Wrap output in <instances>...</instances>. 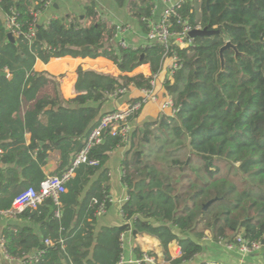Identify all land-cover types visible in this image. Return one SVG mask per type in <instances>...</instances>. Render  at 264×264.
<instances>
[{"label":"trees","instance_id":"1","mask_svg":"<svg viewBox=\"0 0 264 264\" xmlns=\"http://www.w3.org/2000/svg\"><path fill=\"white\" fill-rule=\"evenodd\" d=\"M142 2L147 8L141 20L150 18L155 0ZM29 4L30 0H0L5 18L14 14L22 31L34 27L43 37L39 40L36 34L30 42L21 35L17 43L10 42L5 19H0V210L11 209L22 189L40 188L52 152L59 155L54 174L67 172L78 147L104 114L107 94L150 86L152 76L174 54L180 67L172 78H165L164 87L179 110L146 123L139 134L131 133L122 163L129 194L122 206V225L96 228L99 204L111 205L105 165L111 152L125 145L107 133L89 154L98 165L75 168L59 205L47 198L37 208L15 213L39 224V232L31 226L4 228L1 236L8 255L25 261L35 250L42 254L30 264H118L122 234L131 232L159 240L160 255L148 250L157 264H189L202 253L208 234L215 242L238 236L263 241L264 0H187L178 8L179 17L193 28L219 32L193 37L184 47L172 43L168 49L161 43L138 48L107 45V24L96 20L91 7L89 16L95 20L89 26L60 18L40 25L34 23L31 10L44 8V2ZM171 23L173 31L182 30L177 17ZM142 24L147 34L149 27ZM228 42L235 48L223 51V68L221 49ZM67 55L107 57L120 74L85 70L75 83L79 96L70 104H64L57 92L54 98L40 99L34 111L23 113L22 96L36 95L52 80L34 70L36 60L47 63ZM144 64L150 66L151 76L133 73ZM211 200L215 201L205 209ZM46 240L52 244L46 245ZM174 246L179 255L172 253Z\"/></svg>","mask_w":264,"mask_h":264},{"label":"crops","instance_id":"2","mask_svg":"<svg viewBox=\"0 0 264 264\" xmlns=\"http://www.w3.org/2000/svg\"><path fill=\"white\" fill-rule=\"evenodd\" d=\"M38 0H30V7L36 6ZM95 9L97 14L102 17L103 21L108 24L122 23L129 26V31L124 35V39L132 48H138L146 43V33L143 31V24L140 15L145 12L147 5L142 0H54L52 5L40 9L38 23L40 25L47 24L51 19H63L68 24H77L80 26H89L95 19L89 16L88 8ZM166 5L161 0H155L150 19L158 20ZM96 14V15H97ZM0 19H5V15L0 9ZM97 20V16H96ZM106 26L107 33H113L110 26ZM113 45L116 42L111 43ZM92 69L100 72L108 73L114 76L120 74V70L113 60L99 56L93 57H73L70 55L52 58L45 63L41 59H37L34 64V70L43 72L52 80L48 81L36 95L24 94L21 98L23 113L34 111L36 103L40 99L54 98L57 92L64 104H70V101L78 97L75 92V83L83 71ZM133 73H142L146 76L151 75L150 66L147 64L137 67ZM165 74L162 72L158 76L157 88L159 96L157 100L146 103L144 108L133 117L132 132L137 131L138 134L144 130V125L148 122H154L162 116L161 104L165 99L163 92V79ZM57 88V89H56ZM58 90V91H57ZM140 95L138 89L134 88L123 96L120 100H108L102 107L101 113L115 110L122 103L131 100ZM131 132V133H132ZM131 138V136H130ZM27 144L30 143V135H26ZM138 141V139H137ZM138 144V143H137ZM130 148V140L124 146H120L113 150L110 159L105 165L108 169V184L112 203L107 212L98 216L96 228L100 230L102 227L120 226L124 223L121 209L126 199L129 197L128 190L123 183V160L126 152ZM58 153L52 152V158L49 159L44 171L47 176L53 175L58 165ZM31 226L39 232V224H33L28 219H22L16 215H9L0 210V233L3 229L10 226ZM204 249L200 255H197L192 264H200L201 262H217L219 264H264V251L242 257L235 251H231L220 242L208 240L203 242ZM123 246V254L126 259L139 257L143 251H154L158 255L161 254L159 240L143 234L132 235L131 232L125 234ZM36 254L35 250L30 255ZM0 264H20L16 259L6 254L0 242Z\"/></svg>","mask_w":264,"mask_h":264},{"label":"built area","instance_id":"3","mask_svg":"<svg viewBox=\"0 0 264 264\" xmlns=\"http://www.w3.org/2000/svg\"><path fill=\"white\" fill-rule=\"evenodd\" d=\"M44 6L48 7L52 5L54 0H42ZM165 5V9L161 17L153 21L150 18L143 17L142 21H145L149 27V31L146 34V43L144 45H152L154 43H161L167 49L172 43L177 44L181 47L188 46L192 43L191 31L194 29H201L200 26L193 28L188 21L181 19L178 15V8H180L187 0H161ZM193 1V0H189ZM32 14L34 17V23L38 22L40 10L32 9ZM177 17L178 24L182 26V30L179 32L172 30L171 18ZM102 19L100 14H97V19ZM103 20V19H102ZM7 29L14 34L16 37L21 35L25 36L30 42H32L36 37V30L34 27H30L28 31H22L20 24L16 19V15H10L5 18ZM108 24V23H106ZM113 29L111 35H106L104 41L107 45H113L111 43L116 42L115 47L128 48L130 45L123 38L124 35L129 31V26L122 23H111L108 24ZM110 50L113 49L109 48ZM180 67L177 59V55L166 59L163 68L156 74L152 76L150 86L138 88L140 93L138 100H129L121 104L115 110L104 113L98 123L92 128L87 137L86 142L83 143L82 148L78 151V154L73 162L72 167L65 172L63 175L53 174L47 176L46 179L41 183L39 189L34 186H29L22 189L15 197L13 201V207L9 210L3 211L9 215H15L16 212H21L26 208H37L40 204L44 202L47 198H52L54 202L59 205L60 194L66 192L67 182L74 176L75 168L82 163H89L90 165H98V161L95 159H90L89 154L93 147L101 144L105 135L108 133L114 137H120L124 143L130 140L132 132V119L136 116L144 104L157 100L159 96V91L157 88L158 76L160 73L165 74V78H172L175 71ZM151 76V75H150ZM162 83L163 92H165L164 80ZM131 89L126 87L115 90L114 92L108 93L107 96L109 100H120L123 96L128 94ZM162 115L169 114L175 115L179 107L175 105L173 98L167 93L165 99L161 104ZM2 149H0V155ZM128 199V198H127ZM126 199V200H127ZM109 201L112 203V197L109 196ZM108 208L104 202L99 204L97 210V215L101 216L107 212ZM121 213L123 211L121 209ZM59 215V213H57ZM125 234H122V241L124 242ZM205 241L211 240L210 237H205ZM0 242L2 247L5 248V240L2 238L0 233ZM220 243L224 244L225 247L231 251H235L240 256L247 257L251 254L264 251V240L263 241H247L242 236L236 237L234 241L221 240ZM46 245L52 244V241L46 240ZM177 255L180 254V249L176 252ZM42 252H38L33 255L28 256V260H19L20 264H30L39 261V257ZM192 262V261H191ZM189 264H192V263ZM157 259L154 255L148 253V251H143L141 257H136L132 259H126L124 254H122L121 259L118 264H157ZM207 264H219L217 262L207 261Z\"/></svg>","mask_w":264,"mask_h":264},{"label":"water","instance_id":"4","mask_svg":"<svg viewBox=\"0 0 264 264\" xmlns=\"http://www.w3.org/2000/svg\"><path fill=\"white\" fill-rule=\"evenodd\" d=\"M219 30H214V29H210L209 27H204V28H201V29H194L191 31L190 35L192 37H196V36H204V35H212V34H215V33H218ZM8 37H9V41L10 42H13V43H17V39H16V36L14 34H12L11 32L8 34ZM37 39L39 40H43V37L41 36L40 33L37 34ZM104 46L103 43H101L99 45L100 48H102ZM229 47H233L235 48V46L232 45V43L228 42L222 49H221V60H222V67L224 68V57H223V51L226 49V48H229ZM85 49H89V46H86ZM83 144H80V146L78 147V151L82 148ZM215 200H211L209 201L206 205H205V209L211 205Z\"/></svg>","mask_w":264,"mask_h":264},{"label":"rangeland","instance_id":"5","mask_svg":"<svg viewBox=\"0 0 264 264\" xmlns=\"http://www.w3.org/2000/svg\"><path fill=\"white\" fill-rule=\"evenodd\" d=\"M209 235V237L210 238H212V236L210 235V234H208ZM175 251L177 252L178 251V248L176 247V246H174L173 248H172V253H175ZM201 254V253H200ZM199 254V255H200Z\"/></svg>","mask_w":264,"mask_h":264}]
</instances>
